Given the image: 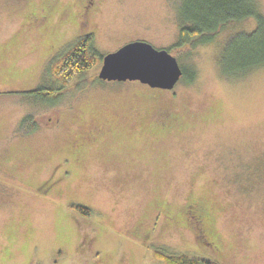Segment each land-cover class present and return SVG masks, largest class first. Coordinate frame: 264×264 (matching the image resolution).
I'll list each match as a JSON object with an SVG mask.
<instances>
[{"label": "rangeland", "instance_id": "1", "mask_svg": "<svg viewBox=\"0 0 264 264\" xmlns=\"http://www.w3.org/2000/svg\"><path fill=\"white\" fill-rule=\"evenodd\" d=\"M180 4L0 0V264H165L156 250L264 264V65L235 76L220 65L257 20L175 48ZM91 31L103 56L147 40L195 76L164 89L101 79L98 64L29 95L54 85L52 63ZM194 199L205 237L185 212Z\"/></svg>", "mask_w": 264, "mask_h": 264}, {"label": "trees", "instance_id": "2", "mask_svg": "<svg viewBox=\"0 0 264 264\" xmlns=\"http://www.w3.org/2000/svg\"><path fill=\"white\" fill-rule=\"evenodd\" d=\"M249 17L256 18V28L251 32L232 35L220 57L221 69L225 75L244 74L264 65V13L256 0H181L178 9L179 32L173 47L181 48L188 44L209 42L227 25ZM103 57L95 49L93 39H81L52 63L54 85L42 86L27 93L37 98H44L50 93L53 95L70 82L84 77L91 67L102 64ZM183 70V75L186 73L188 80L194 78L193 70H186L184 67ZM46 89L51 92L45 93ZM28 120L26 118L22 122L26 124L30 122ZM71 207L87 216L92 213L85 205L73 203L70 204ZM155 256L165 264H219L210 258L166 254L160 250L155 251Z\"/></svg>", "mask_w": 264, "mask_h": 264}, {"label": "water", "instance_id": "3", "mask_svg": "<svg viewBox=\"0 0 264 264\" xmlns=\"http://www.w3.org/2000/svg\"><path fill=\"white\" fill-rule=\"evenodd\" d=\"M183 73L169 49L137 39L104 55L98 76L104 80H140L152 87L172 89Z\"/></svg>", "mask_w": 264, "mask_h": 264}, {"label": "flooded vegetation", "instance_id": "4", "mask_svg": "<svg viewBox=\"0 0 264 264\" xmlns=\"http://www.w3.org/2000/svg\"><path fill=\"white\" fill-rule=\"evenodd\" d=\"M87 38L93 39L94 41V31L87 33L83 37V39ZM185 212L187 213L188 217H190V219L192 220L194 229L196 228L200 235H202L203 233V237L207 236L209 230L207 229L205 222V219L207 217V211L204 204L197 199L190 200L187 204Z\"/></svg>", "mask_w": 264, "mask_h": 264}]
</instances>
